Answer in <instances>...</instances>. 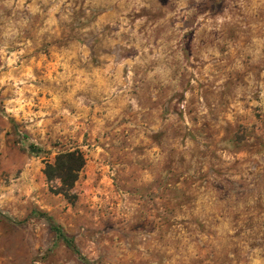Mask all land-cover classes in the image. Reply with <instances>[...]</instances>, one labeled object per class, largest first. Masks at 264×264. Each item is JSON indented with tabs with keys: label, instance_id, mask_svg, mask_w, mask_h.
<instances>
[{
	"label": "rangeland",
	"instance_id": "obj_1",
	"mask_svg": "<svg viewBox=\"0 0 264 264\" xmlns=\"http://www.w3.org/2000/svg\"><path fill=\"white\" fill-rule=\"evenodd\" d=\"M0 264H264V0H0Z\"/></svg>",
	"mask_w": 264,
	"mask_h": 264
},
{
	"label": "trees",
	"instance_id": "obj_2",
	"mask_svg": "<svg viewBox=\"0 0 264 264\" xmlns=\"http://www.w3.org/2000/svg\"><path fill=\"white\" fill-rule=\"evenodd\" d=\"M85 164L86 159L80 149L65 151L57 155L54 163H47L45 174L49 179L59 178L62 183L59 192L69 199H74L75 195L71 190Z\"/></svg>",
	"mask_w": 264,
	"mask_h": 264
}]
</instances>
